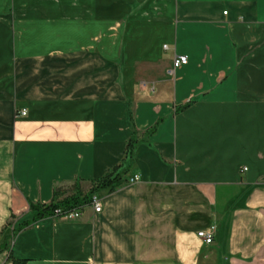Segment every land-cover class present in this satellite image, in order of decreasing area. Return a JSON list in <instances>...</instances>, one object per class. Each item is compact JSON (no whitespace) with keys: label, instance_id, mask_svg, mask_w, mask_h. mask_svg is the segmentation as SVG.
Listing matches in <instances>:
<instances>
[{"label":"crops","instance_id":"obj_1","mask_svg":"<svg viewBox=\"0 0 264 264\" xmlns=\"http://www.w3.org/2000/svg\"><path fill=\"white\" fill-rule=\"evenodd\" d=\"M114 166L0 264H264V0H0V233Z\"/></svg>","mask_w":264,"mask_h":264},{"label":"trees","instance_id":"obj_2","mask_svg":"<svg viewBox=\"0 0 264 264\" xmlns=\"http://www.w3.org/2000/svg\"><path fill=\"white\" fill-rule=\"evenodd\" d=\"M193 102L189 101L183 105H176L174 108V114L183 112L189 108ZM158 122L156 123V125ZM156 125L148 129L142 134L133 132L126 141L125 155H129L133 147L145 141L155 130ZM119 166H114L103 177L89 181L87 188L81 185V180L76 179L72 184L66 187L55 188L52 192V197L49 203H29L28 209L31 213V218L16 227H13L9 233L2 235L0 233V251H10L11 243L13 239L23 230L33 226L35 223L44 220L52 219L55 210L80 209L89 205V202L93 196L102 191L113 192L116 188L123 184L122 177L118 174ZM12 223H8L6 228L11 227ZM7 261L11 264H28L25 259H15L11 253L8 252Z\"/></svg>","mask_w":264,"mask_h":264},{"label":"built area","instance_id":"obj_3","mask_svg":"<svg viewBox=\"0 0 264 264\" xmlns=\"http://www.w3.org/2000/svg\"><path fill=\"white\" fill-rule=\"evenodd\" d=\"M187 61H188V59L186 56H182V55L175 56L173 59V64H172L173 69H177L181 66L186 65ZM25 115H26L25 109H21L19 111H16V116L22 117ZM138 181H139V178L137 176H133V177L129 178L128 180H126V183L127 184H133V183H136ZM85 207H91L95 213H99L101 211V203L95 195L91 198L89 205L84 206L80 209L66 210L64 212H62L59 209L55 210L54 211L55 216L52 219H55V220H76V219H79L80 216L82 215V211ZM12 228H13V226L11 225V229ZM196 235L199 239H201V241L204 244L209 245L212 243L211 233L200 231V232H197Z\"/></svg>","mask_w":264,"mask_h":264},{"label":"rangeland","instance_id":"obj_4","mask_svg":"<svg viewBox=\"0 0 264 264\" xmlns=\"http://www.w3.org/2000/svg\"><path fill=\"white\" fill-rule=\"evenodd\" d=\"M167 47L165 46L164 50L166 51Z\"/></svg>","mask_w":264,"mask_h":264}]
</instances>
